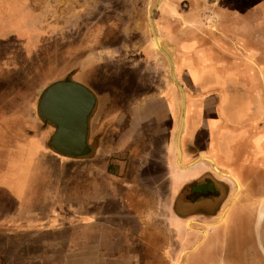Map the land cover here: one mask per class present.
Masks as SVG:
<instances>
[{
	"label": "crops",
	"instance_id": "obj_1",
	"mask_svg": "<svg viewBox=\"0 0 264 264\" xmlns=\"http://www.w3.org/2000/svg\"><path fill=\"white\" fill-rule=\"evenodd\" d=\"M254 2L264 6V0ZM240 3L244 0H236L231 11L233 1H227L219 15H207L226 21L219 22V33L213 26L200 30L203 35L198 25L179 28L181 20L193 17L172 14L157 30L161 49L147 39L126 46L125 58L95 34L94 23L83 28L61 23L51 47V31L18 34L27 60L0 62L5 118L0 126L7 121L14 130L20 126L25 156H35L34 140L40 150L33 158L38 174L33 181L6 198L0 190V264H68L74 258L77 264H264L258 232L259 253L242 252L255 214L264 212V55L258 48L264 46V10L255 16L258 28L250 31ZM19 9L9 28L14 31L4 21L0 40L30 28L19 25ZM46 45L44 63H29ZM98 65L132 72L127 92L104 94L108 102L118 99V109H103L105 97L92 88ZM60 80L81 84L95 97L87 120L88 151L81 155L56 152L55 125L38 114L43 91ZM24 102L28 113L14 118ZM195 106L201 109L198 121ZM226 109L233 119L223 114ZM10 145L1 156L10 148L15 157L14 141L13 151ZM85 169L87 191L76 187ZM202 177L221 182L225 193L216 200L219 207L211 209L204 200L192 212V196L182 191ZM177 198L185 211L176 210ZM230 232L239 255L228 252Z\"/></svg>",
	"mask_w": 264,
	"mask_h": 264
},
{
	"label": "rangeland",
	"instance_id": "obj_2",
	"mask_svg": "<svg viewBox=\"0 0 264 264\" xmlns=\"http://www.w3.org/2000/svg\"><path fill=\"white\" fill-rule=\"evenodd\" d=\"M227 1L230 0H225L222 3L221 0H13L10 5H8L7 0H0V31L4 32V21H6L5 23L8 22L7 26L9 27H6V29L12 27L16 16V8L18 6H20L19 15L21 16L19 19V25L21 26L24 23H28L30 26V28L26 26V30H20L18 33L6 34V37L3 40H0V62L1 60L6 61L7 63L25 62V53L22 51L20 41L17 39L19 37L18 34H22L23 31L24 34H31L34 32L33 30L38 29L40 33L51 31L53 34L50 36L49 44L50 47L54 46L58 43L60 32L59 25L61 23H67L69 27L71 24L78 23L81 24L80 28L85 27L83 23H94L96 28H93V30L98 31L95 34L98 35L101 40H104L105 44H110L112 46L115 45L117 49L116 52L119 54L117 56H121L123 58H125L124 54L126 46H136L147 39H153L154 33L158 35L157 30L161 27L164 28L163 25L167 22V19L165 18H172V14L174 17H178L177 15L187 14L191 18L193 17L192 20L190 19L191 21L181 20L178 24L179 28H188L189 26L196 27L195 25H198L199 28L197 29H199V31H197L203 35L200 30L210 29V27L212 28L213 26L212 29L216 33H219L216 31V28H219V22L226 21L217 20L215 22V19L210 20V17L207 15H213L214 12L219 15V12L224 11L227 6L225 5L224 7L225 2ZM232 1L233 4L231 5V11H235L234 8L237 5L236 0ZM238 6L240 7V11H243L245 14H249L248 19L245 20V27L249 28L250 31L257 29L258 21L255 19V16L258 10H264V6L260 7L257 2L253 3V0H244V3H240ZM7 12H9L8 15ZM77 13H79L80 16H77L76 19L73 18ZM163 18L165 20H163ZM195 18L196 21L193 20ZM151 24L154 28V32ZM15 25L19 26L17 21L15 22ZM107 25H109V27H107ZM9 30L14 31L13 28ZM47 48V45L44 46V51L43 47H41L40 50L35 52L34 58L32 60L30 59L31 61L28 62L32 64L44 63L43 59L45 56L43 55L48 53L46 51ZM258 48L261 57H263L264 46ZM103 68L104 66L102 65H98L93 68L94 77L90 83L92 84L93 90L99 97H105L104 101H102L103 109H110L111 111L118 109L121 105L117 104L118 99L116 98H109L108 102L104 94L110 92L114 97H116L127 92L128 89L126 88L129 87V84L126 83L131 82L129 78H131L132 72L121 68L119 73H114L113 70L110 71L108 69L107 71ZM115 81L116 84H114ZM233 95L239 98L237 94ZM227 106L230 105L227 104ZM237 106L240 107V104ZM21 107L22 109H18L19 112H12L13 115H15L14 118H19L20 114L22 116H26L28 113L29 105L24 102ZM195 109L196 118L193 121H198L201 119V109L197 106H195ZM223 114L231 116V119L234 118V115L231 114L229 109L223 110ZM104 115L105 114L102 113L101 116ZM0 119L2 121L5 120L1 114ZM193 121L190 120V123H193ZM13 124L14 123L7 121V124L0 126V151L5 150V146H7L9 142L11 143L10 147L13 151L12 141H14L16 151L15 157H12L14 154L11 153V155L8 152L10 148H7V154L5 156L0 155V157H2L1 159L5 162V168L2 176L0 177L4 180L2 181L0 179V181H2V184H0V190L2 191L1 194L5 198L7 194L11 193V191H17V187L18 190L25 187L28 182L33 181V176L38 175L35 169L36 164H33V158L39 155L38 151L40 150V147L38 142L34 140L35 149L37 151L35 156H25L24 144L22 143L25 142V139L23 138L25 137V134L20 129V126L14 130L13 126H11ZM28 162L30 164H28ZM31 165L32 167H30ZM37 171L44 172L45 170L44 168L42 169V167L39 168L38 166ZM81 172H83L81 173L82 175H78V178H81V182L77 183L76 187L83 188L85 189L84 191H87L90 186V181L86 179V169ZM143 178L147 179L146 173ZM6 180H8V182H6ZM18 185L21 186L19 187ZM153 198L155 199V197ZM263 226L264 220L262 219L258 227L259 231L257 232L261 234V237H263L262 241L264 243ZM246 237L248 238V245H252V252L256 254L259 253L257 241L255 240L256 228L250 227V231ZM246 241L247 239L245 240V244ZM73 256L75 257V254ZM70 263L77 264V260L74 258L68 264Z\"/></svg>",
	"mask_w": 264,
	"mask_h": 264
},
{
	"label": "water",
	"instance_id": "obj_3",
	"mask_svg": "<svg viewBox=\"0 0 264 264\" xmlns=\"http://www.w3.org/2000/svg\"><path fill=\"white\" fill-rule=\"evenodd\" d=\"M153 39L161 49L155 33ZM94 104L93 93L76 82L60 80L46 87L39 99L38 114L55 125L51 145L56 152L75 156L88 151L87 120Z\"/></svg>",
	"mask_w": 264,
	"mask_h": 264
},
{
	"label": "flooded vegetation",
	"instance_id": "obj_4",
	"mask_svg": "<svg viewBox=\"0 0 264 264\" xmlns=\"http://www.w3.org/2000/svg\"><path fill=\"white\" fill-rule=\"evenodd\" d=\"M224 185L219 182V181H214L213 179L209 180V178L207 177H202L201 179L198 178L197 180L193 181L191 184H188L185 189H183V197L186 195V194H190L192 196V198L189 199V201H191L192 204L188 209L192 210V212H196L195 209H197L198 207H200L199 205L200 204H197L198 202L200 201H204L205 200V203L207 206H209L211 209L212 208H217L219 207L218 203L216 202V200L220 197H222L223 193L224 192ZM180 198V197H179ZM207 200H214V201H207ZM213 202V203H207V202ZM216 202V203H214ZM185 203H180V199L177 198V201H176V210H181V211H185L187 208L186 206L184 205ZM260 212H262V215L260 216ZM258 218L255 222V225L253 226V228L255 227L256 228V236H257V231H259V224H260V221L262 219H264V212L263 211H259L258 213L255 214ZM255 216V218H256ZM249 231H250V228H249ZM248 231V233H249ZM203 232V231H202ZM232 232V230H231ZM231 232L229 234V241H230V235H231ZM197 234H200V232H197ZM203 236V235H201ZM257 237H255V240L257 241L256 239ZM247 241H248V238L246 237ZM230 248L228 250V252L230 254H240L241 252H236L235 251V247H234V243L232 241H230ZM246 245V244H245ZM249 246V245H248ZM247 245L245 247H243L242 249V252H244L243 254H246L248 253L249 251H251V246H249V248ZM260 250V249H259ZM239 251H241L239 249Z\"/></svg>",
	"mask_w": 264,
	"mask_h": 264
}]
</instances>
